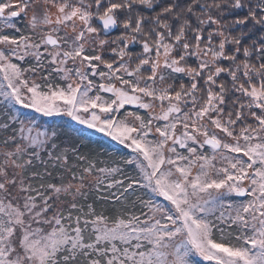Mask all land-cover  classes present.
Returning a JSON list of instances; mask_svg holds the SVG:
<instances>
[{
  "label": "snow or ice",
  "instance_id": "1",
  "mask_svg": "<svg viewBox=\"0 0 264 264\" xmlns=\"http://www.w3.org/2000/svg\"><path fill=\"white\" fill-rule=\"evenodd\" d=\"M0 264H264V0H0Z\"/></svg>",
  "mask_w": 264,
  "mask_h": 264
}]
</instances>
